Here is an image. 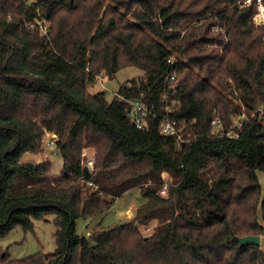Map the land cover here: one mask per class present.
Segmentation results:
<instances>
[{
  "label": "trees",
  "instance_id": "1",
  "mask_svg": "<svg viewBox=\"0 0 264 264\" xmlns=\"http://www.w3.org/2000/svg\"><path fill=\"white\" fill-rule=\"evenodd\" d=\"M243 1L0 0V238L49 214L55 224L53 251L0 247V264H264L260 244L238 241L264 222V25ZM127 66L142 73L110 101L90 91ZM129 100L149 106L144 127ZM166 116L183 141L160 131ZM46 132L58 174L22 159ZM132 188V218L76 232Z\"/></svg>",
  "mask_w": 264,
  "mask_h": 264
},
{
  "label": "rangeland",
  "instance_id": "2",
  "mask_svg": "<svg viewBox=\"0 0 264 264\" xmlns=\"http://www.w3.org/2000/svg\"><path fill=\"white\" fill-rule=\"evenodd\" d=\"M42 32V31H41ZM42 34H44L42 32ZM142 70L135 66H127L115 72L112 77L106 75L99 77L90 86L91 92L104 91L106 100L110 101L118 89L120 83L127 79L137 77ZM56 134V133H55ZM54 132H46L43 137L42 150L39 153L26 152L22 155L23 160L50 161V171L58 174L62 168V157L54 145L49 144V138ZM88 151L91 152V149ZM261 185V196L264 195V172L257 171ZM166 182L169 176L164 172ZM139 192L137 188H132L121 197L116 198L111 207L100 215L93 217H79L76 219L75 229L80 235H88L94 228L109 227L121 224L132 218L137 205L139 204ZM156 224V220H151L147 224L138 226L144 234L150 233ZM263 231L260 234V247L264 248V222ZM54 214L33 219L31 229L23 230L20 226L13 227L6 235L0 238V247L7 252L11 259H21L38 251L51 252L55 248L54 240Z\"/></svg>",
  "mask_w": 264,
  "mask_h": 264
},
{
  "label": "built area",
  "instance_id": "3",
  "mask_svg": "<svg viewBox=\"0 0 264 264\" xmlns=\"http://www.w3.org/2000/svg\"><path fill=\"white\" fill-rule=\"evenodd\" d=\"M250 0L243 1V4L249 3ZM257 1V12L254 14V22L255 24L264 25V4L262 3V0H256ZM40 25V31L43 33L46 32V25L41 24ZM168 80L171 83H175L176 76L175 73H172L168 76ZM130 106L127 110V116L132 120V122L139 128L144 127V117L149 113L150 108L148 105L140 102L139 100H129ZM212 123H215V120L212 121ZM160 131L167 135H174L176 136L177 142L183 141L180 129L177 128V122L173 119L166 117H163L160 121ZM57 135L54 133V135H51L49 138V144L54 145L55 139ZM84 162L86 166L92 171L93 165H94V155L93 153H87L86 157L84 158ZM90 185H92V182H89ZM162 194L165 192V186L160 190Z\"/></svg>",
  "mask_w": 264,
  "mask_h": 264
},
{
  "label": "water",
  "instance_id": "4",
  "mask_svg": "<svg viewBox=\"0 0 264 264\" xmlns=\"http://www.w3.org/2000/svg\"><path fill=\"white\" fill-rule=\"evenodd\" d=\"M238 241L242 245H247V244L259 245L260 236L259 235H245V236L238 237Z\"/></svg>",
  "mask_w": 264,
  "mask_h": 264
}]
</instances>
